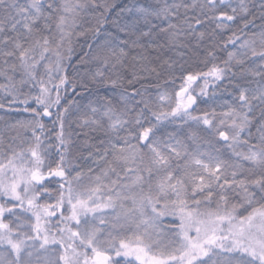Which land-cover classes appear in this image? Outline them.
I'll list each match as a JSON object with an SVG mask.
<instances>
[{
    "label": "snow or ice",
    "instance_id": "6c2138e0",
    "mask_svg": "<svg viewBox=\"0 0 264 264\" xmlns=\"http://www.w3.org/2000/svg\"><path fill=\"white\" fill-rule=\"evenodd\" d=\"M0 264H264V0H0Z\"/></svg>",
    "mask_w": 264,
    "mask_h": 264
}]
</instances>
